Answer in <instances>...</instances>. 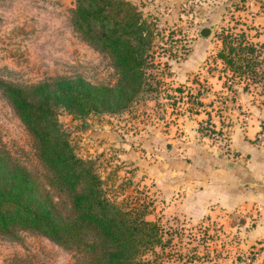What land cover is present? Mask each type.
Wrapping results in <instances>:
<instances>
[{
  "label": "rangeland",
  "instance_id": "374dc122",
  "mask_svg": "<svg viewBox=\"0 0 264 264\" xmlns=\"http://www.w3.org/2000/svg\"><path fill=\"white\" fill-rule=\"evenodd\" d=\"M131 1L154 27L151 81L157 90L140 94L121 113L78 119L60 110L59 121L76 154L95 161L107 197L159 226L162 247H155L156 261L243 264L246 259L255 260L253 251L240 249L238 244L244 240V230L256 228L253 221L264 217V209L255 217L245 210L193 217L190 206L181 209L177 205L182 196L172 186L176 163L185 158L174 143L179 130L184 132L177 119L204 104L200 94L212 80L224 77L226 86L242 88L245 108L240 106L239 114H254L264 122V48L257 44L249 51L246 31L236 25L241 17L228 16L226 21L219 12L223 0ZM74 7V0H0V79L30 85L48 77L81 76L93 84L113 85L117 69L108 54L84 41L73 28ZM211 25L209 35L202 37L200 29ZM229 47L234 49L230 54ZM221 51L231 64L218 57ZM247 60L249 67H245ZM219 110L214 108L212 118L222 115ZM208 117L198 128L211 135L220 126L214 130ZM0 138L22 165L46 182L47 171L33 139L1 90ZM49 189L58 200L57 190ZM257 243L263 244L264 238ZM146 257L154 255L149 252ZM72 261V251L37 232L16 230L13 237L0 234V264Z\"/></svg>",
  "mask_w": 264,
  "mask_h": 264
},
{
  "label": "trees",
  "instance_id": "16d2710c",
  "mask_svg": "<svg viewBox=\"0 0 264 264\" xmlns=\"http://www.w3.org/2000/svg\"><path fill=\"white\" fill-rule=\"evenodd\" d=\"M74 4L73 28L111 57L117 80L105 85L81 76H54L18 85L0 79L2 94L31 135L47 171L44 182L0 138V234L37 232L72 251L71 264H162L154 251L157 245L162 247L159 226L107 197L95 161L76 154L58 118L60 110L78 119L121 113L140 94L156 91L151 81L153 24L131 0H74ZM247 44L253 52L254 45ZM233 50L229 47L228 54ZM226 56L223 51L218 55L231 64ZM49 187L57 190L58 200ZM149 252L153 258L146 257Z\"/></svg>",
  "mask_w": 264,
  "mask_h": 264
},
{
  "label": "crops",
  "instance_id": "0c3cea01",
  "mask_svg": "<svg viewBox=\"0 0 264 264\" xmlns=\"http://www.w3.org/2000/svg\"><path fill=\"white\" fill-rule=\"evenodd\" d=\"M218 10L224 13L226 21L228 16H240L241 22L236 25L244 28L248 43L264 48V0H223ZM226 82L219 77L211 85L208 83L199 98L204 104L177 119L184 132L179 130L174 143L177 153L185 158L176 163L172 187L179 189L182 196L177 205L181 209L190 206L193 217L219 210L222 215L245 210L255 217L264 209V122L254 114H239L240 106L245 108L241 101L243 90L231 89ZM214 108H219L222 115L212 118ZM206 115L213 129L223 126L227 130L225 140L199 130L198 125ZM259 218L253 221L257 222L256 228L244 230V240L238 244L240 249L253 251L256 258L240 263L264 264V243H257L264 238V217ZM236 229L242 236V227Z\"/></svg>",
  "mask_w": 264,
  "mask_h": 264
},
{
  "label": "built area",
  "instance_id": "2783aa9c",
  "mask_svg": "<svg viewBox=\"0 0 264 264\" xmlns=\"http://www.w3.org/2000/svg\"><path fill=\"white\" fill-rule=\"evenodd\" d=\"M211 136H215L220 140H225L227 138V130L221 126L217 131H214Z\"/></svg>",
  "mask_w": 264,
  "mask_h": 264
},
{
  "label": "water",
  "instance_id": "95a60500",
  "mask_svg": "<svg viewBox=\"0 0 264 264\" xmlns=\"http://www.w3.org/2000/svg\"><path fill=\"white\" fill-rule=\"evenodd\" d=\"M212 25L211 26H209V27H203L201 30H200V35L202 36V37H207L208 35H209V33H210V30L212 29Z\"/></svg>",
  "mask_w": 264,
  "mask_h": 264
}]
</instances>
